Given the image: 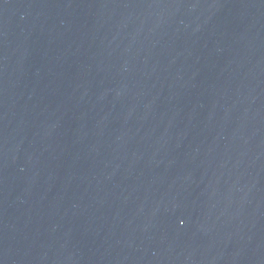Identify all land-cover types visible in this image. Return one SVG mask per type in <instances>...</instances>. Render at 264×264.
Here are the masks:
<instances>
[{"label":"water","instance_id":"water-1","mask_svg":"<svg viewBox=\"0 0 264 264\" xmlns=\"http://www.w3.org/2000/svg\"><path fill=\"white\" fill-rule=\"evenodd\" d=\"M0 264H264V0H0Z\"/></svg>","mask_w":264,"mask_h":264}]
</instances>
